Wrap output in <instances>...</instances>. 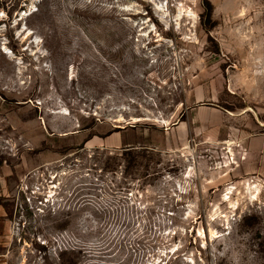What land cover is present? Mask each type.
<instances>
[{"label": "rangeland", "instance_id": "1", "mask_svg": "<svg viewBox=\"0 0 264 264\" xmlns=\"http://www.w3.org/2000/svg\"><path fill=\"white\" fill-rule=\"evenodd\" d=\"M0 264H264V0H0Z\"/></svg>", "mask_w": 264, "mask_h": 264}, {"label": "bare ground", "instance_id": "2", "mask_svg": "<svg viewBox=\"0 0 264 264\" xmlns=\"http://www.w3.org/2000/svg\"><path fill=\"white\" fill-rule=\"evenodd\" d=\"M154 7L156 8V6L154 5ZM155 10V9H154ZM158 8H156L155 13L157 14ZM164 17V16H163ZM163 19V18H162ZM163 21V20H162Z\"/></svg>", "mask_w": 264, "mask_h": 264}]
</instances>
